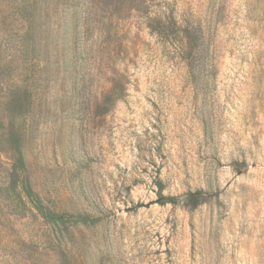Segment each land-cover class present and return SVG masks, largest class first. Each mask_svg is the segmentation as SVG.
<instances>
[{
	"label": "rangeland",
	"instance_id": "1",
	"mask_svg": "<svg viewBox=\"0 0 264 264\" xmlns=\"http://www.w3.org/2000/svg\"><path fill=\"white\" fill-rule=\"evenodd\" d=\"M0 264H264V0H0Z\"/></svg>",
	"mask_w": 264,
	"mask_h": 264
},
{
	"label": "trees",
	"instance_id": "2",
	"mask_svg": "<svg viewBox=\"0 0 264 264\" xmlns=\"http://www.w3.org/2000/svg\"><path fill=\"white\" fill-rule=\"evenodd\" d=\"M157 22V24L159 23V22H161V20H158V21H156ZM150 29L152 30V31H155L158 35H160L162 38H165V32H166V30L162 27V26H157V27H155V26H153V24H150ZM200 204V202H196V203H194L193 204V207H196V206H198Z\"/></svg>",
	"mask_w": 264,
	"mask_h": 264
}]
</instances>
